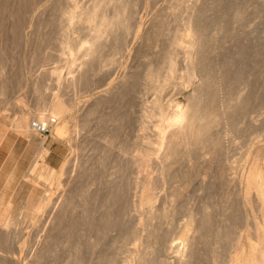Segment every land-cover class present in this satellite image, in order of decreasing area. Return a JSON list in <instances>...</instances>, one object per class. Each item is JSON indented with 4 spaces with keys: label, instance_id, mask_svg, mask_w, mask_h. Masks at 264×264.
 Wrapping results in <instances>:
<instances>
[{
    "label": "rangeland",
    "instance_id": "obj_1",
    "mask_svg": "<svg viewBox=\"0 0 264 264\" xmlns=\"http://www.w3.org/2000/svg\"><path fill=\"white\" fill-rule=\"evenodd\" d=\"M99 1H100L99 5H102L100 7L101 11L104 10L107 11L108 9H110L109 5L111 6L112 4L115 3L112 2L115 0H107V1L99 0ZM126 1L128 2L127 4L130 5L129 6L127 5L128 10L126 11L124 18L125 19L124 23L127 26V32H126L127 35L125 34L124 36L126 42L124 46L125 51L121 53L123 57L121 56V54H119L120 56L117 55L116 56L117 63L113 67L102 68L96 74L94 73L95 74L94 77H92L93 75L90 76L92 83L89 84H92L91 86L93 89L91 88V90L97 89L98 86H100L98 87V89L101 87L103 89H106L107 88L106 85H109V83H111L113 79H114L113 82H115V79L118 76L120 77L121 74H123L124 72L128 70L130 71L134 68L132 71L137 73L141 78L140 82L142 81V83L140 84L141 89L139 88L140 91L142 92L139 93V95L141 94L140 95L141 98L140 97H139L140 99L138 98L140 102L138 99L136 100V98L128 97L129 99L136 100V101L132 100L131 103L126 96L125 99L123 98L121 100L120 99L116 100L114 101L113 104L108 102L107 104L109 106L105 104L104 105L105 108L104 106L100 108L99 110H101L102 112L101 111L99 112L98 110V114L96 116L98 117L99 113H101L100 117H105L108 113H111L110 111H108L110 110L109 109L110 104H112L111 109L113 106L115 107L117 104L120 105V106L118 105L119 109L123 108L121 107L122 102H123L122 103L123 106L124 104H127L125 106H130L124 108L125 111L126 109L127 111H129L130 109L133 110V111H129L130 113L134 111L136 113V108H137L136 105L141 103L142 106L139 105L140 107L137 108V113L141 110L142 107L143 110L140 111L141 113L139 116L145 115L146 117L145 116L141 117L144 131H142L143 133H141L140 136L143 135L145 136L146 134V137L149 138V140L153 138L151 140V142H153L155 125L157 124V120H158L157 113L159 107L166 108L168 106L174 107L175 105L179 107H184V106L186 107V105H189L191 103V97L196 96V99L198 97V99L196 100L197 102L200 103L203 102L202 103L203 106L204 107L207 106L205 107V109L208 111L206 112L209 115L210 119L212 118L211 120L213 121L216 120L215 124H213V128L211 131L209 130L210 129L209 127L208 128L205 127L203 129L205 130L208 129V132L209 131L212 132L213 134L211 133L212 134L211 137L213 136V139H215L216 136H219L222 139V141H220L221 148L220 146L219 148H217L215 145L214 149L209 147L210 149L206 148L203 150L204 152L202 151L200 153L199 151L194 152L192 150L188 154L190 156L188 157L189 159L187 158L186 160V158L183 159L179 158L178 160H176L175 163H173L175 166H173V164H170V166L171 165L172 166L171 167L169 166V168L167 167L168 168L166 169L167 172L166 170L164 171V174L165 175L167 174L166 175L167 179H165V182L163 184L162 183L157 184L155 182V178L158 174L157 169L155 168V166H157L156 161L159 162L160 160L159 153L162 152V149L156 151L155 154L153 155L154 162L152 161L154 165L152 162L146 165L144 167L145 170L143 168V170L140 171V174L138 172L139 170L136 167H135V171H133L134 166L132 167L133 170L131 168L132 171L130 175L132 176V179H135L134 180L135 182L129 181L131 178L127 180L129 181V184L131 182V185L135 189L131 190V187H129L131 185L129 186L127 185L128 183L126 179H124L123 183L126 184V186H128L129 188L128 187H127L128 189L125 187L123 188V186L125 185H122L121 188V193L123 192L122 197L125 198V194L129 192L131 193V196L132 195L134 196L135 201H137L139 195V187L136 184L134 185V183L138 182V180H140V177L142 178L143 176L148 175L152 180V185H150V188L152 192L154 191L153 192L154 194L156 193L155 199L152 202L154 204H151L150 206L144 205L142 206V208L139 207V209L138 207L135 208L132 207L131 210L126 213L125 216L121 215L123 214L122 212L124 210L122 207L121 208L119 207L118 209L119 210L121 209L120 212L121 214H119L120 216L118 217V220L120 221L126 220L127 222L123 223L122 221L120 223V221H118L117 224L119 226H115L113 227L115 229L112 228L111 231L109 230L105 232L104 234L105 236L103 235V233L101 236L99 232L98 236L94 237L96 238L95 242L93 238V236L95 235L92 232H90L89 229H86L88 228V226L83 225L82 228L81 227L82 224H81L79 225L80 227L79 226L76 227L77 229L71 228L70 227L71 224L69 222L72 219H69V221L66 219L62 220L60 224H63L64 226L59 225L58 227H56L57 230L54 228V230L52 231L51 234L52 238L53 237L56 238V241L54 240L55 243L53 242V244H51L50 246L51 248L53 245L51 251L49 252L50 255H48L49 254L48 252H47L48 254H45L44 257V261L46 260L45 263H41L39 261L41 264H49V262L50 264H52L51 261L54 262V264H64L65 263L64 261H66L67 259L68 262L67 261L66 262L68 264L70 260L69 258H67L69 255V251L67 253V250L68 249L70 250L71 246L72 247L76 246L75 248L78 251V256H77L78 259L76 260L77 261L76 264H97V263L98 264H102V263L103 264H138V262L141 259L142 261L145 259L143 261L144 264H179L176 258L177 254H175V251L178 250L179 248H182L181 247V235L183 233L182 227L184 223L187 221L188 217L195 214L197 217L200 218V216H202L201 210L203 208L209 214L207 215L208 218L204 219L205 220L204 229H199L200 230L199 232L193 231L190 233L191 235L194 236L193 246H192L193 257L196 256L194 257L195 259L192 257L193 260L191 258L192 261L189 260L191 264H210V256L212 253L216 255L217 260H220L224 256V254L230 250L229 242L228 241L226 242V239H224L223 237L226 229H229V234L231 238H233L238 233L244 234L247 231L249 232H251V230L253 231V229L250 228L252 227L251 220H249L245 216V213L243 211L241 212V210L239 211L237 209L238 206H236V203H234V201H236L234 200V197L228 196V199L227 197H225L227 195L222 185V179L219 180V178L223 175V173L224 174L228 173L227 170L226 172L224 171V167L226 164H228L229 167L228 169L230 170L228 176H226V180L230 182H232L234 178H235L234 181H236L240 176H244L245 174H247V172L255 164L259 165L261 168H264V0H184V1L182 0V2L181 0H126ZM69 2L70 0H24V1L0 0V46H1L0 63H2L0 64V72H1L0 85L2 84L0 86V90H2L0 91L1 93L0 94V215H4L6 213L5 214L6 218L5 215L2 217H4L6 220L8 219V222L11 223L10 226L7 227V229H2L3 231H1L0 229V233L3 232L1 233V235L2 236L3 234L5 235V237L3 236L4 238L0 235L1 236L0 242H2L0 243V246L4 245L3 242H5L8 239L5 242V245L7 247L3 246L1 247L2 249L0 248V251L2 250L0 252V255L2 256L5 255V257L8 256V258H6L7 260L6 259L5 260L6 262L9 263L11 261L12 263H16L19 262L20 260L22 261V263L20 262V264H25V262L31 260L30 258L32 257V254L36 252L34 248L38 246L37 245L38 240H41L40 242H38V244L42 243L43 240L42 238H44L43 234L44 235L46 234L45 231L47 227H45V225L48 224L47 223L49 218L47 217L49 215L48 209L44 211V215L47 214L46 216L43 217V218L45 217L47 218L44 221L45 223L43 222L44 219H42L43 212L40 216V218L42 219L40 220L41 221L40 223H44V225L40 224L39 222L37 224L30 222L29 220H26V218L25 219L23 218L24 216H22V214H24L25 212L24 210L25 205L29 204L28 202L35 203V201L38 200L37 198L41 196L43 197L48 196V198H52V201L54 200V203L55 202L59 203L60 199H63V197H65L63 193L64 194L67 193L64 192L66 190L64 185L65 184L67 185L68 180L70 181L73 180L79 171L81 165L79 163L83 161L81 160V158L82 159H85V157L88 158L89 155L93 157L92 150L91 152L90 151L83 152L84 150H89L87 149V147H89L88 145L83 151L80 150L82 151L81 152L82 154L76 153L77 151L76 149L70 150V147H68L69 145L68 143H66L67 141L65 139L61 141H54L50 138L49 134L45 138L43 137L42 139V137H40L39 135H36L29 131H28L29 135H26L25 137L22 136L23 134L20 135L15 130L12 129V124L21 115L26 114L31 120H35L36 111H35V102H33V99H35L34 98L35 93L32 88L35 87V85L33 86L32 84L35 83L37 88L39 86L40 90L42 88V90H44L45 93H49V91H51L53 87L52 85L53 82L54 84H56L55 85L56 89L61 90L62 86L64 85L63 82H65L66 79H68L70 76L67 73V70H75V66H76L75 64L78 65L83 59L84 60L89 59L90 61L88 60L87 62H89L88 64H91L92 68H94L95 67L94 64L97 63L95 60H93L94 58H87L85 56H83L82 58V56H80L89 38L86 25L83 24L79 25V23H75V22L66 24L65 26L64 24L63 25L58 24L60 20L59 19L60 15L62 13L61 10L62 9L64 10L68 6V4L70 5L71 2L70 3ZM90 2L91 0L90 1L74 0V5L77 7L82 5L87 6ZM186 18L191 20L193 27L196 28L199 32L201 45L199 46V48H197L198 50L197 49L195 50L194 59H196L195 61H200V66L194 70L193 72L194 78L190 80L191 82L190 81L188 82L185 76L186 72H184L186 66V60L183 56V53L181 52L182 50L176 49L178 50V52L175 50L174 54H175V61L177 63L175 66V68L177 67L176 68L177 72H175L173 77H171V79H169L166 82L167 84L161 90L162 92L158 91L155 88V86H158V82L157 83L150 82L146 77H144L143 74L146 73L148 70L156 69L158 64L161 62L162 60L161 58H163V55H165L167 50L170 49L169 46H171V42H172L171 40L176 38L181 33L180 31H182L185 22L188 20ZM62 32L63 34H65L64 41L66 46L62 45V47H60L59 36L61 35L60 33ZM142 34L143 36H141ZM140 39H142L143 42ZM57 49L59 50V52ZM56 52L58 55L56 54ZM161 53H163V55ZM260 53H262V55ZM73 54L74 56L77 57L80 56V57H78V60H75L73 66H70L71 63L70 60L74 58L72 57ZM1 67L3 70H1ZM91 67L90 69H92ZM130 67H132V69H130ZM95 69L96 68H94L93 70L95 71ZM199 71H201V73ZM52 72L54 73L51 76ZM3 74L4 77L6 76L9 79H7L6 77L5 78L2 77ZM47 75L48 76L50 75V77H47ZM53 76H55V78L59 77V79L57 78L58 82H54L56 79H53L54 78ZM212 77H213V81L211 79ZM140 78L137 79L139 80ZM51 79L53 81H51ZM40 80L42 82L39 83L38 81ZM138 80L134 79V84L139 82ZM60 81H62V86ZM209 82L210 83L213 82L211 86ZM38 83L39 84L42 83V84L39 85ZM57 86L58 87L60 86L61 88L60 87L57 88ZM91 86H89L87 90L85 89L84 91H82L81 94L79 95L76 94L77 97L76 95H74V93L72 94V92L69 90L68 91L66 90L67 93H65L63 96L65 100L68 98V96L72 98L71 94L72 96L73 95L75 96L74 101L76 104L74 105H76V107L74 106V108L78 110V114L81 112V110L84 109L85 105H87L86 103L84 104V101L86 102L87 100L86 98L88 97V94L90 97L93 94L95 95L97 92L101 91L99 89L100 91L95 90L96 93L94 92L92 93L90 90ZM46 87L47 88L49 87V91H47ZM134 87L135 86L133 85V89ZM135 88L137 90L138 88L137 85ZM53 89L50 93L52 92L54 93L55 90ZM198 93L200 96L198 95ZM38 95L40 96V93ZM44 95H42L41 97L44 98L47 96V94ZM82 96H85L86 98ZM117 101H121V102L116 103ZM156 104H158L159 106L157 105L158 107H156ZM225 105L226 106L228 105L229 109L227 110L224 109ZM106 106L109 108L106 109ZM114 109L116 108H113V110L111 111H114ZM119 109L118 108L116 109L117 112L119 111ZM106 112L108 113L106 114ZM104 113L106 115H104ZM121 113L122 111L120 113L118 112L119 115H121ZM128 113L126 112V114ZM112 114H116V112L115 113L113 112L109 115L111 116ZM126 114L125 115L123 114L121 116H124V118L126 116H128L129 118L131 117L130 119L132 120H130L128 117L127 120L125 118L126 121L130 120L128 122H130L131 127L128 122H126L127 127H125L124 125L126 124L122 121L123 122L122 126H124L125 128L123 127L124 129L121 130L123 132L120 133H123V135L122 134L120 135V133H118L119 135L116 136L117 137L116 139L118 138L119 139L118 140L115 139V142L117 141L118 143L124 140L122 141L123 143L122 142L119 143L120 144L119 146L122 147L126 142V144L128 143L127 145L125 144L126 146L134 148V146L137 145V143L135 144L134 139H136V137L139 136L141 131L138 130L139 132H137V129H139V125H138L139 123L138 124L135 123L139 121L138 120L139 116H137L134 113L132 116ZM119 115H116V117ZM135 115L137 116L138 121H135L136 120ZM107 118H109V116H107ZM96 120L94 122L93 120L90 122L91 123V125L89 126V128L91 127L90 130H88L89 129L88 127H87L88 129L87 128L86 130L84 129L85 133L80 128H77V133H76L77 135L76 134H75L76 136L74 135V138L78 136L76 138L78 139V141L75 140L77 145H81L85 135L89 136L85 138V142L87 141L91 142L92 140H95L98 137H100L99 135H103L102 131L104 129V125L102 123H101L102 125H100V123H98L99 121ZM122 122L120 124H122ZM95 125L96 127H93ZM128 128L129 129L132 128L130 129L131 131ZM126 129L128 130L126 131ZM135 129L137 133L134 131ZM128 131H130V133ZM127 132L129 133V135L128 137H125L127 136L125 135ZM131 132L133 133L131 134ZM135 133L136 134L139 133V134L135 135ZM71 134L73 136V133H70V136ZM129 136L131 140L129 139ZM26 138L29 139L31 138V139L27 140ZM88 138H91V140H88ZM22 141H25L26 145H28V147H30L31 149V151L29 148L28 150H26L28 151L27 156L26 154H23L24 153L23 151L27 146L23 145ZM35 142H37L39 146L42 144L44 148L48 149V153L46 154V156L42 161V164L44 163L47 167H52L53 169H57L60 166L61 162L65 161L68 158V156L69 158L67 160L71 159V161L73 157L74 164L72 162L69 163L65 168L66 171L64 170L65 173L66 172L68 173H66L61 177L62 182L63 181L64 182L67 181V182L65 183L63 182L62 183L63 185L60 184L59 188L57 187V189L49 185V183L47 182L46 184L44 180H42V178H37V180L34 181L33 180L34 178L31 177L33 173H30L29 166H31L30 164H32L33 162L32 160L34 159L35 152L37 151V150L34 151ZM115 146L117 147V148L115 147L117 150L120 149L118 148L119 146L117 145ZM115 148H113V150H110L111 153L110 152L109 153L116 154V152H112L114 151ZM135 150L129 149L130 151L129 153H132L131 151L135 152ZM77 152H79V149ZM85 153L89 155L86 156ZM201 153L204 154L201 155ZM212 153L214 155H211ZM29 155L32 156L30 157ZM75 155L77 156V158H75L76 157ZM132 155H134V153H132ZM111 156L105 155V157L107 158L103 157L102 160L104 159L106 160L101 161L102 164L97 165L96 168L92 170L93 172L90 174L89 177L85 175L82 181L83 184H86V186L82 184L80 185V187L84 186V188L83 187L78 188L79 186L78 185L74 189V191L77 190L74 196L75 203L78 202V199L79 200L83 199L88 202H91L90 200L91 196L93 195V197H95L94 191L96 189L99 190L100 188H102L104 186L103 184L104 181H107L106 179L110 180L109 174L110 173L113 174L114 172L111 171L115 169V167H113L114 169L110 167V166H115V164L111 165L113 161L111 158H115L116 155L112 157ZM211 158H213V160ZM210 161H212L213 164L210 163ZM103 162L105 166L103 165ZM189 166L191 168H189ZM136 169L138 170L137 171L138 174H136ZM262 171H264V169H262ZM132 172L135 174H133ZM99 175L100 176L102 175L101 178ZM216 175L219 176L216 177ZM176 176L179 179L176 178ZM114 177L115 176L113 174V178ZM191 177H193L194 179ZM113 178L111 179L113 180ZM118 179L119 178H117V180ZM101 180L103 183H101ZM70 181L68 182L66 191H68V188H70L68 186H71L69 185V183L71 184L72 181L71 182ZM87 184H90L92 187ZM98 184L101 186H99ZM87 186L90 187L89 188L90 190L88 189ZM80 189L82 190L85 189L86 192L87 190H89V192L87 193L89 195L85 194V192L83 193L82 190ZM175 189L177 190L175 191ZM47 190L48 191L51 190V192H48ZM171 191H173L174 193H172ZM176 192L178 193L176 194ZM103 193L104 191L100 192L99 194H103ZM126 196H128V193L126 194ZM131 196L127 200H129L130 202L132 201L133 203L134 200L133 197L131 199ZM166 197L168 198L166 199ZM33 198L37 200H34ZM253 198L254 196L252 195L251 196V200H252L251 207L253 211L252 214L253 216H255V218H257L256 220L259 221L258 220L259 216L257 213L258 211L257 209H255L256 206ZM229 199L231 202L229 201ZM4 203L5 204L9 203L10 206L4 209L5 207ZM230 203L232 204L230 206L232 211L230 210L231 212L230 216L229 214H227L228 217H226L227 210L225 208L226 205ZM57 205L58 204L54 206ZM147 208L149 209V211L153 210L155 212L157 210L155 213H157L158 209L160 208L159 213L160 211L164 213H160L163 215L158 214L159 217L156 218L154 217L150 221L151 218L147 219V217L150 214ZM235 208L237 210H235ZM78 210L79 209H76V211ZM153 211H151V213H153ZM146 214H148V216ZM197 214L200 216H198ZM9 216L11 219L8 218ZM75 218L76 216L73 217V219ZM119 218H121L122 220ZM247 219L249 220V222ZM14 222L15 224L13 225ZM65 222L67 224H65ZM128 222L129 224H127ZM138 222L141 225L140 229H139L140 226L138 227L139 224ZM121 225H123V227ZM38 227H40V229ZM8 231L10 234H8ZM69 233H70V238L72 237L71 239L69 238ZM63 235H65L64 236L65 238H63ZM57 236L59 237L58 239ZM67 239H69L68 245L66 244V242H64V241H68ZM61 242L63 246L62 244H60ZM212 242L213 245H211ZM56 243L61 246H56L57 245ZM66 245L68 249L66 248ZM69 245L70 248L68 247ZM3 248L9 249V250L6 249L7 251L6 250L4 251L10 252L11 256L8 255L10 253L7 254L6 252H3ZM182 249H184V247ZM54 254L56 255L55 257ZM46 255H48V258ZM57 257L58 258L60 257V259H58ZM14 260L15 262H13ZM41 261L43 262L42 258Z\"/></svg>",
    "mask_w": 264,
    "mask_h": 264
},
{
    "label": "bare ground",
    "instance_id": "obj_2",
    "mask_svg": "<svg viewBox=\"0 0 264 264\" xmlns=\"http://www.w3.org/2000/svg\"><path fill=\"white\" fill-rule=\"evenodd\" d=\"M24 1V0H23ZM90 1V0H89ZM107 1V0H106ZM184 1V0H183ZM20 2V1H19ZM71 2V3H70ZM70 5L68 4V6L63 10H61V15H60V20H59V23L58 24H64V26L66 24H69V23H79L80 24H83V25H86V29L88 30V34H89V38H88V41L86 42L83 50H82V53L80 54V56H85L87 58H94L93 60H95L97 63L94 64V68L95 71L93 70L94 68L91 67V64H88L89 62H87L88 60H82L78 65L75 64V70H67V73L70 75L68 79H64L65 82H63V86H62V81L61 82V90L60 89H56V84H54L52 82V85L54 87H52L54 91V93H50L52 91H49V86L47 88V91H49V93H45L44 90H40L39 86L38 88L36 87V84H32L33 86L35 85V87H32L33 88V91L35 93V99H33V102H35V111H36V116H35V120H31L26 114L24 115H21L19 116L15 121L14 123L12 124V129L15 130L18 134L22 135V136H25L26 135H29L28 134V131L29 132H32L36 135H38L32 128V123L33 122H37L38 124L40 125H44L45 127H47L48 129V132H49V136L52 140L54 141H61V140H66L68 143V147H70V150L71 149H76L78 151L79 149V152H77L76 150V153H81L85 148L86 146L88 145L89 147H87V149L89 150H84L83 152H86V151H90L92 150V156L91 157L89 154V157L85 159H82L83 160L82 162H80L79 164L80 165V168H79V171L77 173V175L75 176V178L73 180H68V182L70 181L71 184L69 183V185L71 186H68L70 188H68V191L67 190V185H68V182H67V185L65 184V193H63V195H65V197H63V199H60V202L59 203H56L58 204L57 206H54L56 205L54 203V200L52 201V198H48L47 197H38L37 199L33 198L34 200H37L35 201V203H31V202H28L29 204H26L25 207H24V214H22V216H24L23 218L26 220H29L30 222H33V223H37L38 222L40 223L42 219L43 222L47 219L46 217L43 218L44 216H46L47 214L44 215V211L48 209V224L45 225L46 228V231H45V235L43 234V237L42 238V243L38 244V242H40L41 240H38L37 242V245L39 246H35L36 248H34L36 250L35 253L32 254V257L30 258L31 260H28V262H25V264H38V263H45L44 261V257H45V254H48L52 247L50 248L51 244H53V242L55 243L56 241V238H52V231L54 230V228L56 229V227H58L59 225L62 226L63 224H60L62 220L66 219L69 221V219H72L70 220V227L71 228H76L78 227L79 225H81V227L83 228V225H86L88 226V228L86 229H89L90 232H92L95 236L94 237H97L98 236V233L100 232L101 236H102V233L103 235L105 234V232L107 231H111L113 227L115 226H119L117 223L118 221V217L120 216L119 214H121V209L119 210L118 208L122 207L123 208V216L126 215L127 212H129L131 210L132 207H141L146 205V206H150L151 204H154L152 203L153 200L155 199V196H156V193L154 194L150 188V185H152V180L151 178L147 175L143 176L142 178L140 177V180H138V182L134 183V185L136 184L138 187H139V195H138V200L135 201L134 199V196L132 195L131 196V193L127 192L128 193V196H126L125 194V198L122 197L123 195V192L121 193V188H122V185H125L123 186V188H127L129 185H131V182L129 184V181H134L135 179H132V176L130 175L131 174V171H135V167L139 170L136 169V174H140V171L143 170V168L150 164L152 161L154 162V158H153V155L155 154L156 151L158 150H161L162 149V152L159 153V162L156 161L157 163V166H155V168L157 169V176L155 178V182L157 184H163L165 182V179L166 178V175L164 174V171L166 169L169 168L170 164H173L176 162V160H178L179 158L180 159H183V158H187L190 157L188 154L193 150L194 152L195 151H199L202 152L204 149L206 148H209L211 147L212 149H214L215 145L217 148H219L220 146V141H222V139L219 137V136H216L215 139H213V136L211 137V135L213 134L212 132H210L213 128V124H215L216 120L213 121L210 119L209 115L207 114V110L205 109V107L207 106H203V102L200 103V102H197L196 100V96H190L191 97V103L189 105H186V107H179L177 105H175L174 107H166V108H163V107H159L158 109V113H157V117H158V120H157V124L155 125V131H154V140L153 142H151V140L153 139H150L146 137V134L145 136H140L141 133H143L142 131H144V127H143V124H142V118L143 116L145 115H140V111L143 110L142 107H141V110L137 113V108H139L141 105L138 104L136 105L137 108H136V113L135 111L134 112H129V111H133V110H130L125 111L124 108L126 107H130V106H125L127 104H124L123 106V102L121 103V107L123 108H120L122 113L125 115L126 112L129 114V116H132L133 113L136 114L137 116H139L138 120H137V116H136V120L135 121H138V122H135L136 124L139 125V129H137L138 125L135 127L137 129V132H139L138 130H141L140 131V134L139 136L136 137V139H134L135 141V144L137 143L136 146H134V148H131V147H128L126 146V142L124 143V145L121 147L119 146L120 142L124 141H120L117 143V141L115 142V139L117 138L116 136L119 135L118 133L120 132H123L121 130H123L125 127H127V123L128 121L132 120L130 119L128 116H126V120L129 118L130 120L126 121L124 116H121L123 115L121 113V115L118 114V112L120 113V109L118 107L119 104H117L115 107L113 106L112 109H111V106L112 104L114 103V101L116 100H121V99H125L126 96H127V99L130 100V102L132 103V100L133 99H129L128 97H133V98H136V100L140 97L139 93L141 92L140 91V84L142 83V81L140 82L141 78L139 77V75L135 72H133L132 70V67H130V69L132 70H128L126 72H124L123 74H121V76L117 77L119 79H115V82H113V80L111 81V83H109V85H106V89H103L102 87L98 89V86L97 89H94V90H91L92 88V84H89V83H92V80L90 79V76L94 77V75L99 72L102 68H106V67H113L116 63H117V59H116V56L123 53V51H125L124 49V46H125V40L124 39V36L127 32V26L126 24L124 23L125 21V14H126V11L128 10V7H127V1L126 0H115V1H112V2H115L114 4H112L111 6L109 5V8L107 11H101L100 7L102 5H99V0H91V2L87 5V6H75L74 5V0H70ZM182 2V0H181ZM21 3V2H20ZM108 3V2H107ZM111 3V2H110ZM130 3V1H129ZM54 5V4H53ZM105 5V4H104ZM130 5V4H129ZM128 5V6H129ZM30 6V5H29ZM2 7V6H1ZM106 7V6H104ZM108 7V5H107ZM103 8V7H102ZM10 9V8H9ZM25 9V8H24ZM52 10V9H51ZM56 11V10H55ZM53 12V11H52ZM128 13V12H127ZM132 14V13H131ZM127 16V15H126ZM130 17V15H129ZM253 18V17H252ZM12 19V18H11ZM162 19V18H161ZM188 19V18H186ZM15 20V19H14ZM158 21V20H157ZM186 21V20H185ZM50 22V21H49ZM28 23V22H27ZM150 23V22H149ZM160 23V22H159ZM39 24V23H38ZM41 24V23H40ZM44 24V23H42ZM137 24V23H136ZM224 24V23H223ZM47 25V24H46ZM151 25V24H150ZM160 25V24H159ZM183 25V24H182ZM14 26V25H13ZM9 27V26H8ZM18 27V26H17ZM163 27V26H162ZM196 27V26H195ZM14 28V27H13ZM62 28V26H61ZM158 28V27H157ZM164 28V27H163ZM12 29V28H11ZM140 29V28H139ZM158 30V29H157ZM149 31V30H147ZM15 32V31H14ZM18 32V31H17ZM181 33L176 37L174 38L173 40H171V46L170 49L167 50L166 54L163 55V53H161L163 55V58H161V62L159 60V64L158 66L156 67V69H151V70H148L146 73H144V77H146L150 82H158V86H155L156 90L158 91H161L164 86L167 84L166 82L171 79V77H173V75L175 74L176 71V61H175V54H174V51L176 49H181L182 53H183V56L186 60V66H185V76L187 78V81L189 82L192 78H194V75H193V72L196 68H198L200 66V61H195L196 59H194V52L197 48H199V46L201 45L200 44V37H199V32L196 28L193 27V24L191 22L190 19H188L186 22H185V25L184 27L182 28V31H180ZM201 32V30H200ZM13 33V31H12ZM149 33V32H148ZM61 34V35H60ZM59 35V45L60 47H62V45H65V41H64V36L65 34L60 33ZM151 34V33H150ZM17 35V34H15ZM37 35V34H36ZM57 35V34H56ZM127 35V34H126ZM149 35V34H147ZM146 35V37H147ZM58 36V35H57ZM143 36V34L141 35ZM145 36V35H144ZM27 38V37H26ZM36 38V36H35ZM143 38V37H141ZM153 38V37H152ZM45 39V38H44ZM26 40V39H25ZM36 40V39H35ZM142 42L143 40L140 39ZM146 40V39H144ZM154 40V39H153ZM49 42V41H48ZM54 42V41H53ZM141 43V42H140ZM147 43V42H146ZM28 44V43H27ZM51 44V43H50ZM145 44V43H144ZM151 44V43H150ZM42 45V44H41ZM46 45V44H45ZM149 45V44H148ZM32 46V45H31ZM44 46V45H43ZM48 46H49V43H48ZM66 46V45H65ZM1 47V46H0ZM26 47V46H25ZM46 48V47H45ZM44 48V49H45ZM59 49V47H58ZM57 49V50H58ZM32 50V49H31ZM64 50V49H63ZM198 50V49H197ZM236 50V49H235ZM53 51V50H52ZM178 52V50H176ZM229 51V50H228ZM37 52V51H36ZM42 52V51H41ZM59 52V50H58ZM225 52V51H224ZM44 53V52H43ZM54 53H55V50H54ZM139 53V52H138ZM39 54V53H38ZM47 54V53H46ZM57 54V52H56ZM218 54V53H217ZM262 55V53H260ZM50 55V54H49ZM58 55V54H57ZM68 55V54H67ZM69 56V55H68ZM78 56V57H80ZM120 56V55H119ZM118 56V57H119ZM122 56V54H121ZM34 57V56H33ZM36 57V56H35ZM74 57L72 60H70V66H73L74 65V62L75 60H78V57L77 56H73ZM77 57V58H76ZM117 57V58H118ZM123 57V56H122ZM251 57V56H250ZM48 58V57H47ZM231 58V57H229ZM33 59V58H32ZM31 59V60H32ZM240 59V58H239ZM48 60V59H47ZM80 60V59H79ZM227 60V59H226ZM225 60V61H226ZM90 61V60H89ZM92 61V60H91ZM228 61V60H227ZM125 62V61H124ZM196 62V63H195ZM210 62V61H209ZM232 62V61H231ZM257 62V61H256ZM184 63V62H183ZM2 64V63H0ZM157 64V63H156ZM125 65V64H124ZM205 65V64H204ZM253 65V63H252ZM92 69H90V67ZM93 66V65H92ZM155 67V66H154ZM226 67V66H225ZM224 67V68H225ZM235 67V66H234ZM4 68V67H3ZM122 68V67H121ZM202 68V67H201ZM220 68V67H219ZM254 68V67H253ZM114 69V68H113ZM124 69V68H123ZM150 69V68H149ZM217 69V68H216ZM1 70L2 67H1ZM57 70V69H56ZM136 70V69H135ZM225 70V69H224ZM254 70V69H253ZM139 71V70H138ZM202 71V70H201ZM201 71H199L201 73ZM137 72V71H136ZM197 72V71H196ZM207 72V71H206ZM216 72V70H215ZM1 73V72H0ZM54 72L51 73V76ZM95 73V74H94ZM223 73V72H222ZM146 74V75H145ZM220 74V73H219ZM21 75V74H20ZM55 75V74H54ZM107 75V74H105ZM111 75V74H110ZM137 75V76H136ZM204 75V74H203ZM244 75V74H243ZM13 76V75H12ZM22 76V75H21ZM202 76V75H200ZM209 76V75H208ZM249 76V75H248ZM252 76V74H251ZM4 77V74L3 76ZM6 77V76H5ZM4 77V78H5ZM18 77V76H17ZM20 77V76H19ZM47 77H50V75ZM54 78L53 79H56L57 78L59 79V77L55 78V76H53ZM112 77V76H111ZM140 78L139 80L137 78ZM142 77V76H141ZM244 77V76H243ZM7 78V77H6ZM45 78V77H44ZM52 78V77H51ZM110 78V77H109ZM113 78V77H112ZM185 78V79H186ZM226 78V77H225ZM245 78V77H244ZM9 79V78H7ZM10 79H13V78H10ZM36 79V78H35ZM50 79V78H49ZM107 79V78H106ZM134 79L135 80H138L139 82L135 83L134 84ZM144 79V78H143ZM142 79V80H143ZM212 81H213V77L211 78ZM210 79V80H211ZM5 80V79H4ZM3 80V81H4ZM54 81V82H58L57 81ZM145 80V79H144ZM0 81H1V78H0ZM10 81V80H9ZM27 81V80H26ZM37 81V80H36ZM34 81V82H36ZM51 81H53L51 79ZM90 81V82H89ZM146 81V80H145ZM249 81V80H248ZM7 82V81H5ZM23 82V80H22ZM33 82V80H32ZM39 83L42 82L41 80L38 81ZM147 82V81H146ZM191 82V81H190ZM2 83V82H1ZM38 83V84H39ZM210 83V82H209ZM213 82L210 83V86ZM19 84V83H18ZM42 84V83H41ZM39 84V85H41ZM45 84V83H44ZM51 84V82H50ZM2 85V84H1ZM0 85V86H1ZM6 85V84H5ZM4 85V86H5ZM133 85L136 87L137 85V90L136 88L134 87L133 89ZM205 85V84H204ZM203 85V86H204ZM207 85V84H206ZM43 86V85H42ZM41 86V87H42ZM90 87V90L91 92L93 93H96L95 90H99L100 92H97L95 95L93 94L92 96L89 97V94H88V97L86 98L85 96H82V97H85L87 100L86 102L84 101V104L86 103L87 105H85L84 109L81 110V112L78 114V110L76 108H74V106L76 107V104L75 101H74V95L76 94H81L82 91H84L85 89L87 90V88ZM209 86V85H208ZM57 86V88H59ZM207 87V86H206ZM248 87V86H247ZM4 88V87H3ZM44 88V87H43ZM45 88V89H46ZM96 88V87H95ZM140 88V89H139ZM202 88V87H201ZM208 88V87H207ZM19 89V88H18ZM93 89V88H92ZM198 89V88H197ZM32 90V89H31ZM66 90L68 91H71L72 94L74 93V95L72 96L71 94V97L70 98L68 96V98L65 100L63 98L64 94L67 93ZM200 90V89H199ZM2 91V90H0ZM201 91V90H200ZM206 91V90H205ZM86 92H89V91H86ZM162 92V91H161ZM247 92V91H246ZM40 93V96L38 95ZM47 94L46 97L42 98L41 96L44 95V94ZM70 93V92H68ZM142 93V92H141ZM160 93V92H158ZM1 94V93H0ZM42 94V95H41ZM87 94V93H86ZM201 94V93H200ZM83 95V94H82ZM91 95V94H90ZM133 95V96H131ZM139 95V96H138ZM194 95V94H193ZM199 95V93H198ZM205 95V94H204ZM45 96V95H44ZM200 96V95H199ZM66 97V96H65ZM77 97V95H76ZM84 98V99H85ZM141 98V97H140ZM139 98V99H140ZM138 99V100H139ZM205 99V98H204ZM240 99V98H239ZM136 100H133V101H136ZM206 100V99H205ZM201 101V99H200ZM83 102V101H82ZM112 103L110 104V108L106 106V109L109 108L111 113H115L116 114H112L111 116L109 114L111 113H108L106 112V114L104 113V115H106L105 117H100L101 113H99V116L97 117L96 115L98 114V110L100 108H102L105 104L107 103ZM121 101H117L116 103H119ZM140 102V100H139ZM237 102H238V99H237ZM240 102V100H239ZM115 103V104H116ZM206 103V102H205ZM34 104V103H33ZM114 104V105H115ZM231 104V103H230ZM108 105V104H107ZM158 104H156V107ZM206 105V104H205ZM233 105V104H232ZM84 106V105H83ZM109 106V105H108ZM120 106V105H119ZM142 106V105H141ZM154 107V108H156ZM229 106L225 105L224 106V109H229L228 108ZM34 108V107H33ZM105 108V106H104ZM113 108H118L119 111L117 112L116 109H114V111H111L113 110ZM124 109V110H122ZM132 109V108H131ZM156 109V110H157ZM104 110V109H103ZM116 110V111H115ZM135 110V109H134ZM224 110V111H226ZM101 110H99L100 112ZM145 111V110H144ZM207 111V112H206ZM102 112V111H101ZM147 113V112H146ZM155 113V112H154ZM35 114V113H34ZM126 114V115H128ZM131 114V115H130ZM143 114V113H142ZM116 115H119L116 117ZM211 115V114H210ZM103 116V115H102ZM107 116H109V118H107ZM152 116V115H151ZM128 117V118H127ZM146 117V116H145ZM103 118V119H102ZM97 119V120H96ZM124 119V120H122ZM134 119V118H133ZM93 120V122L96 120V121H99L98 123H100V125H104V129L102 131L103 135H99L100 137H98L97 139L95 140H92L91 142L87 141L85 142V138L86 137H89V136H86L84 137V140L80 141L82 142L81 145H77V143L75 142V140L78 141V139L74 138V135L77 133V128H80L82 131H84V129L86 130V128L91 125V121ZM101 121V122H100ZM126 124L124 126L123 125V122ZM122 122V124H120ZM102 123V124H101ZM130 124V122H128ZM133 123V122H132ZM218 123V121H217ZM97 125V123H96ZM93 126V127H96ZM217 125V124H216ZM129 126V125H128ZM10 127V126H9ZM98 127V126H97ZM124 127V128H123ZM130 127H131V124H130ZM134 127V126H133ZM153 127V126H152ZM210 128L209 132H208V129H203V128ZM87 128V129H88ZM91 128V127H90ZM90 128L88 130H90ZM151 128V127H150ZM95 129V128H94ZM98 129V128H97ZM101 129V128H100ZM129 129V128H128ZM126 129V131L128 130ZM132 129V128H130ZM129 129V130H130ZM136 129L134 130L136 132ZM87 130V131H88ZM96 130V129H95ZM79 131V130H78ZM131 131V130H130ZM130 131H128L130 133ZM127 132V133H128ZM136 132V133H137ZM70 133H73V136L71 134L70 136ZM85 133V131H84ZM101 133V132H100ZM125 133V131H124ZM125 134L127 136L125 137H128L129 133L128 134ZM133 132H131L132 134ZM135 135H138L136 134ZM212 133V134H211ZM123 135V133H120V135ZM153 134V133H152ZM77 135V134H76ZM75 135V136H76ZM134 135V136H135ZM80 136V135H79ZM148 136V135H147ZM151 136V135H150ZM24 137V138H25ZM29 137H32V136H29ZM46 137V136H45ZM44 137V138H45ZM82 137V136H81ZM124 137V136H123ZM95 138V137H94ZM93 138V139H94ZM122 138V137H121ZM43 139V137H42ZM83 139V138H82ZM119 139V138H118ZM116 139V140H118ZM127 139V138H126ZM129 139L131 140L130 136H129ZM128 139V140H129ZM87 140V139H86ZM88 140H91V138H88ZM127 141V140H126ZM76 143V145H75ZM117 143V144H115ZM123 143V142H122ZM134 143V142H132ZM126 144V145H125ZM134 144V145H135ZM119 146L118 148L120 149H116L117 147L115 146ZM222 145V144H221ZM126 146V148H125ZM129 146H132V145H129ZM40 147V146H39ZM38 147V148H39ZM116 147V148H115ZM112 152H116V154H110V150H113ZM131 150H135L134 151H131L132 153H134V155H132V153H129V149ZM221 148V146H220ZM128 152H127V150ZM210 149V148H209ZM82 150V151H80ZM215 151V150H214ZM71 152V151H70ZM110 152V153H109ZM204 152V151H203ZM207 152V151H206ZM213 152V151H212ZM217 152V151H216ZM48 153V150L46 148H44L41 144V147L39 148V150L37 149V152L35 153V158L32 160V164L31 166H29V171L30 173H33L31 175L32 178H34L33 180L36 181L37 178H42V180H44V182L46 183H49V185L53 186L54 188L57 189V187L59 188L60 184H62L63 182L61 181V177L63 175H65V168L67 167V165L69 163H73V157H72V161L71 159L67 160L68 158L61 162L60 166L57 168V169H53V168H50V167H47L44 163L42 164V161L44 159V157L46 156V154ZM75 153V154H76ZM110 155H109V154ZM218 153V152H217ZM73 154V153H72ZM82 154V153H81ZM84 154V153H83ZM86 154V153H85ZM91 154V153H90ZM204 154V153H203ZM201 153V155H203ZM86 154V156H88ZM105 155H108V156H115V158H111L113 161H112V164H115V166H110V167H115V169L111 172H114V178H113V174L110 173V180L106 179L107 181H104V183L102 182L101 180V183L104 184V186L102 188H100L99 190L96 189L94 191L95 193V197H93V195L91 196V202H88L86 200H79L78 198V204L75 203V200H74V196L76 194V191H74V189L78 186V188H84V186H86V184H83V179L85 177V175H87V177L90 176V174L93 172L92 170L96 168L97 165L99 164H102L101 161H104L102 160L103 157L104 158H107L105 157ZM192 155V154H191ZM197 155V153H196ZM200 155V156H201ZM211 155H214L213 153ZM76 156V155H75ZM81 156V155H79ZM84 156V155H82ZM111 156V157H112ZM127 156V157H126ZM158 156V155H157ZM210 156V155H209ZM217 156V155H216ZM193 157V156H192ZM197 157V156H196ZM70 158H71V155H70ZM77 158V156L75 157ZM74 158V159H75ZM158 158V159H159ZM198 158V157H197ZM200 158V157H199ZM214 158V157H213ZM213 158H211L213 160ZM189 159V158H188ZM192 159V158H190ZM195 159V158H194ZM185 160V161H186ZM196 160V159H195ZM208 160V159H207ZM190 161V160H189ZM40 162V163H39ZM114 162V163H113ZM152 162V163H153ZM183 162V161H182ZM194 162V161H193ZM192 162V163H193ZM205 162V161H204ZM207 162V161H206ZM227 162V161H226ZM210 163H212V161H210ZM217 163V162H216ZM214 163V164H216ZM225 163V162H224ZM256 163V162H255ZM74 164V163H73ZM206 164V163H205ZM209 164V162H208ZM213 164V163H212ZM254 164V162H253ZM103 165H104V162H103ZM154 165V163H153ZM185 165V164H184ZM198 165V164H197ZM222 165H225V164H222ZM227 165V166H226ZM225 167H224V171L226 172L227 170V174H224L219 178V180L222 179V185H223V188L226 192V195L225 197H227L228 199V196H232L234 197V203H236V206H238V210L241 212L243 211L245 213V216L251 220V224H252V228L253 231L251 230V232L247 231L246 233L244 234H236L233 238L230 237V234H229V229H226L225 231V234H224V239H226V242L228 241L229 244H230V250L227 251L224 256L220 259V260H217V257L214 253L211 254L210 256V264H264V171H262V169L264 168H261L259 165L255 164L248 172L247 174H245L244 176H240L238 178V180L234 181L235 178L233 179L232 182L226 180V176H228L230 170L228 169V164H226ZM72 166V165H71ZM105 166V165H104ZM134 166V167H133ZM152 166V165H151ZM172 166V165H171ZM170 166V167H171ZM173 166H175L173 164ZM207 166V165H205ZM76 167V165H75ZM133 167V168H132ZM168 167V168H167ZM177 167V166H176ZM187 167V166H185ZM203 167V166H202ZM223 167V166H222ZM108 168V167H107ZM132 168V170H131ZM154 168V169H155ZM175 168V167H174ZM178 168V167H177ZM189 168H191L189 166ZM195 168V167H194ZM99 169V168H98ZM97 169V170H98ZM171 169V168H170ZM176 169V168H175ZM180 169V168H179ZM183 169V167H182ZM212 169V167H211ZM65 170V171H64ZM103 170V169H102ZM145 170V168H144ZM174 170V169H173ZM217 170V169H216ZM229 170V171H228ZM99 171V170H98ZM138 171V172H137ZM147 171V170H146ZM196 171V170H195ZM215 171V170H214ZM100 172V171H99ZM167 172V170H166ZM165 172V173H166ZM180 172V171H179ZM182 172V171H181ZM190 172V171H189ZM188 172V173H189ZM203 172V171H202ZM106 173V172H105ZM133 173V172H132ZM146 173V172H145ZM172 173V172H171ZM177 173V172H176ZM185 173V172H184ZM196 173V172H195ZM240 173V172H239ZM99 174V173H98ZM108 174V173H107ZM112 174V175H111ZM135 174V173H133ZM191 174V173H190ZM68 175V174H67ZM93 175V174H92ZM142 175V174H141ZM150 175V174H149ZM177 175V174H175ZM179 175V174H178ZM187 175V174H185ZM189 175V174H188ZM199 175V174H198ZM97 176V175H96ZM100 176V175H99ZM98 176V177H99ZM102 176V175H101ZM100 176V178H101ZM131 176V177H130ZM174 176V175H173ZM181 176V175H180ZM179 176V177H180ZM197 176V175H196ZM200 176V175H199ZM219 176V175H216V177ZM239 176V175H238ZM25 177V176H24ZM155 177V176H154ZM169 177V175H168ZM172 177V176H171ZM194 177V176H193ZM191 177V178H193ZM206 177V176H205ZM91 178V177H90ZM113 178V180L111 179ZM117 178H119L117 181ZM131 178L129 181L127 179ZM176 178H178L176 176ZM188 178V177H187ZM105 179V178H104ZM124 179L127 180V185L124 184ZM139 179V178H138ZM179 179V178H178ZM194 179V178H193ZM64 180V179H63ZM126 180H125V183H126ZM202 180V179H201ZM100 181V180H99ZM137 181V180H136ZM180 181V180H179ZM178 181V182H179ZM182 181V179H181ZM180 181V182H181ZM213 181V180H212ZM31 182V181H30ZM64 182V183H65ZM135 182V181H134ZM201 182V181H199ZM46 183V184H47ZM89 183V182H88ZM183 183V181H182ZM188 183V181H187ZM84 185V186H81L80 185ZM155 184V183H154ZM170 184V183H169ZM48 185V186H49ZM63 185V184H62ZM87 185H90V184H87ZM99 185V184H98ZM97 185V186H98ZM168 185V184H167ZM91 186V185H90ZM101 186V185H99ZM171 186V185H170ZM178 186H181V185H178ZM216 186V185H215ZM39 187V186H38ZM88 189L90 188L89 186H87ZM92 187V186H91ZM131 187V190L132 189H135L133 188V186H129ZM128 187V188H129ZM136 187V186H135ZM161 187V186H160ZM219 187V186H218ZM127 188V189H128ZM159 188V187H158ZM171 188V187H169ZM222 188V189H223ZM55 189V190H56ZM138 189V188H137ZM154 189V188H153ZM221 189V188H220ZM33 190V189H32ZM82 190V189H80ZM90 190V189H89ZM89 190H82V192L85 194H87L89 192ZM177 189H175L176 191ZM208 190V189H207ZM219 190V189H218ZM48 191V190H47ZM104 191L103 194H99L100 192ZM48 192H51V190H49ZM172 193H174L173 191H171ZM181 192V191H180ZM44 193V192H43ZM46 193V192H45ZM178 192H176L177 194ZM228 193V194H227ZM38 194V193H37ZM91 194V193H90ZM170 194V193H169ZM89 195V194H87ZM167 195V194H166ZM172 195V194H171ZM217 195V194H216ZM254 196V201H255V206L257 209V213H258V216H259V221H257L255 218V216H253V211H252V207H251V196ZM37 196V195H36ZM131 196V199L133 197V200L134 202L132 203V201L130 202L129 200H127L129 197ZM165 196V195H164ZM168 196V195H167ZM174 196V195H173ZM83 197V196H82ZM136 197V196H135ZM62 198V197H61ZM89 198V196H88ZM168 197H166L167 199ZM231 198V197H230ZM86 199V198H85ZM130 199V200H131ZM233 199V198H232ZM31 200V199H30ZM29 200V201H30ZM170 200V199H169ZM173 200V199H172ZM32 201V200H31ZM57 201V200H56ZM171 201V200H170ZM230 201V199H229ZM155 202V201H154ZM163 202V201H162ZM231 202V201H230ZM31 203V204H30ZM224 203V202H223ZM229 203V202H228ZM5 207L4 209L8 208L10 205L9 203L5 204ZM161 205V204H160ZM164 205V204H163ZM162 205V207H163ZM225 205V204H224ZM232 204H227L226 205V210H227V213H226V217L227 214H231L230 210V206ZM7 206V207H6ZM168 206V205H167ZM234 206V205H233ZM55 207V208H54ZM152 207V206H151ZM160 207V208H162ZM54 208V209H53ZM133 208V209H134ZM149 208V207H148ZM147 208L148 212H150L149 216L148 214H146L148 218H151L150 221L155 217H159V215H163V214H160V213H164V212H161L159 213V209H158V212L155 213L153 210V213H151V211H149V209ZM76 209H79L78 211H76ZM118 209V210H117ZM151 209V208H150ZM164 209V207H163ZM235 208V210H237ZM141 210V209H140ZM162 210V209H161ZM234 210V211H235ZM5 211V210H4ZM8 211V210H7ZM118 211V213H117ZM192 211V210H191ZM202 211V216L197 217L195 215H192L190 217H188L187 221L184 223L183 225V233L181 235V247L182 248H179L178 250L175 251V254H177L176 258L179 262V264H189V260H191V258L193 257V239H194V236L191 235L190 233L193 232V231H200L199 229H204V223H205V220L207 217L208 212H206L204 210V208L201 210ZM232 211V210H231ZM6 212V211H5ZM43 212V215H42V219L40 218L41 214ZM167 212V211H166ZM230 212V213H229ZM240 212V213H241ZM46 213V212H45ZM147 213V212H146ZM4 214V213H2ZM6 214V213H5ZM4 214V215H5ZM159 214V215H158ZM167 214V213H166ZM4 215H0V229L1 231H3L2 229H7L8 226H10V222H8V219L6 220V215H5V218L2 217ZM255 215V214H254ZM8 216V215H7ZM76 216L75 219H73V217ZM197 217V218H196ZM202 217V218H201ZM10 218V216L8 217ZM11 219V218H10ZM39 219V220H38ZM121 219V218H119ZM228 219V218H227ZM247 219V220H248ZM122 220V219H121ZM146 220V219H145ZM248 220V222H249ZM10 221V220H9ZM14 221V220H13ZM11 221V222H13ZM23 221V220H22ZM25 221V220H24ZM66 221V222H68ZM123 223L127 222L126 220H122ZM120 221V223L122 222ZM144 221V220H143ZM147 221V220H146ZM228 221V220H227ZM64 222V221H63ZM65 222V224H67ZM80 222H83V223H80ZM45 223V222H44ZM44 223H40V224H43ZM122 223V224H123ZM139 223V222H138ZM209 223V222H208ZM207 223V224H208ZM247 223V222H246ZM15 224V222L13 223V225ZM129 224V222L127 223ZM133 224V223H132ZM12 225V226H13ZM42 225V226H43ZM135 225V224H134ZM181 225V226H182ZM206 225V224H205ZM229 225V224H228ZM37 226V225H36ZM39 226V225H38ZM41 226V225H40ZM64 226V225H63ZM123 227V225H121ZM133 226V225H131ZM137 226V225H136ZM140 226V227H139ZM251 226V225H250ZM70 227H67V228H70ZM80 227V226H79ZM127 227V226H126ZM135 227V226H133ZM138 227L139 229L141 228V225L140 223L138 224ZM136 227V228H138ZM144 227V225H143ZM40 229V227H38ZM181 228V229H182ZM249 228V229H250ZM9 229V228H8ZM43 229V227H42ZM45 229V228H44ZM48 229V230H47ZM64 229V228H63ZM77 229V228H76ZM115 229V228H113ZM129 229V228H128ZM248 229V230H249ZM57 230V229H56ZM59 230V229H58ZM7 231V230H5ZM67 231V230H66ZM74 231V230H73ZM71 231V232H73ZM182 231V230H181ZM59 232V231H58ZM57 232V234H58ZM61 232V230H60ZM3 233V232H1ZM0 233V235H1ZM44 233V232H43ZM62 233H63V230H62ZM109 233V232H108ZM8 234L9 231H8ZM55 234V233H53ZM67 234V233H66ZM99 234V235H100ZM7 235V234H6ZM74 235V234H73ZM2 236V235H1ZM0 236V237H1ZM3 236L5 237V235L3 234ZM2 236V237H3ZM56 236V235H54ZM65 235H63V238ZM83 236V235H82ZM105 236V235H104ZM3 237V238H4ZM78 237V236H77ZM59 237L57 236V239ZM69 238H70V233H69ZM72 238V237H71ZM70 238V239H71ZM61 239V238H60ZM99 239V238H98ZM2 240V239H1ZM8 240V239H7ZM6 240V241H7ZM55 240V241H54ZM68 241H64L66 242V244L68 245V242H69V239H67ZM75 240V239H74ZM96 238H94V242H95ZM100 240V239H99ZM5 241V242H6ZM58 241V240H57ZM60 241V240H59ZM5 242L4 245L0 246L3 247H7L5 245ZM2 243V242H0ZM59 243V242H57ZM56 243V244H57ZM93 243V242H92ZM91 243V244H92ZM62 244V242L60 243ZM65 245V244H64ZM67 245H66V248H67ZM74 245V244H73ZM95 245V244H94ZM213 245V242L212 244ZM56 246H61V245H56ZM63 246V244H62ZM70 248V245L68 246ZM76 247V246H75ZM75 247H72L70 248V250L68 249L67 250V253L69 251V255L67 258H69L70 260V264H76V260L78 259L77 256H78V251ZM65 248V249H66ZM2 249V248H1ZM7 248H3V252H6ZM21 249V248H20ZM33 249V250H34ZM57 249V248H56ZM6 250V251H4ZM34 250V251H35ZM49 250V251H48ZM54 250H55V247H54ZM60 250V249H59ZM2 251V250H1ZM0 251V252H1ZM141 251V250H140ZM2 252V253H3ZM48 252V253H47ZM53 252V251H52ZM64 252V251H63ZM133 252V251H132ZM131 252V253H132ZM137 252V251H136ZM135 252V254H136ZM142 252V251H141ZM140 252V254H141ZM213 252V250H212ZM7 254L10 253V252H6ZM211 253V252H210ZM4 254V253H3ZM56 254V253H55ZM54 254V257L56 256ZM11 256V253L8 254ZM31 255V254H29ZM44 255V256H43ZM50 255V253L48 254ZM48 255L47 258H48ZM103 255V254H102ZM195 255V254H194ZM4 256V257H3ZM0 255V264H8L9 262H6V258H8V256L5 257V255ZM100 256V255H99ZM133 256V255H132ZM51 257H52V254H51ZM80 257V256H79ZM131 257V255H130ZM138 257V256H136ZM196 257V256H194ZM193 257V258H194ZM13 258V257H12ZM41 258L43 259V262L41 261ZM58 258V257H57ZM100 258V257H99ZM104 258V257H103ZM133 258V257H132ZM141 258V257H140ZM139 258V259H140ZM143 258V257H142ZM192 258V260H193ZM6 259V260H5ZM53 259V258H52ZM60 259V257L58 258ZM63 259V258H62ZM195 259V258H194ZM11 260V259H9ZM13 260V259H12ZM54 260V259H53ZM68 260V259H67ZM66 260V261H67ZM107 260V259H106ZM135 260V259H134ZM133 260V261H134ZM145 260V259H144ZM143 260V261H144ZM191 260V261H192ZM40 261V262H39ZM51 261V259H50ZM55 261V260H54ZM64 261L65 263L64 264H67V262ZM98 261V260H97ZM136 261V260H135ZM142 261V259L138 262V264H144V262ZM15 262V260L13 261ZM20 262L22 263V261L19 260V262H16V263H19ZM108 262V261H107ZM12 261L9 263L11 264ZM16 263H12V264H16ZM24 263V262H23ZM40 263V264H41ZM52 264H54V262L51 261ZM68 263V264H69ZM97 263V262H96ZM50 264V262H49ZM98 264V263H97ZM103 264V263H102ZM191 264V263H190Z\"/></svg>",
    "mask_w": 264,
    "mask_h": 264
},
{
    "label": "built area",
    "instance_id": "obj_3",
    "mask_svg": "<svg viewBox=\"0 0 264 264\" xmlns=\"http://www.w3.org/2000/svg\"><path fill=\"white\" fill-rule=\"evenodd\" d=\"M32 128L40 137H45L49 134L47 127L40 125L37 122L32 123Z\"/></svg>",
    "mask_w": 264,
    "mask_h": 264
},
{
    "label": "crops",
    "instance_id": "obj_4",
    "mask_svg": "<svg viewBox=\"0 0 264 264\" xmlns=\"http://www.w3.org/2000/svg\"><path fill=\"white\" fill-rule=\"evenodd\" d=\"M26 139H27V140H30L31 138H30V139H29V138H26ZM26 142H27V141H26ZM22 143H23V145L27 146V147H25V149H24V151H23V152H24L23 154H26V156H27V152H28V151H26V150H28V148L30 149V147H28V145H26L25 141H22ZM42 146H43V145H42ZM38 147H39L38 143L35 142V144H34V151H36L37 149L39 150V148L41 147V145H40L39 148H38ZM47 150H48V149H47ZM30 151H31V149H30ZM34 151H33V152H34ZM36 152H37V151H36ZM36 152H35V153H36ZM32 154H33V153H32ZM21 155H22V154H21ZM35 155H36V154H35ZM29 156H30V155H29ZM31 156H32V155H31ZM31 156H30V157H31ZM34 158H35V156H34ZM30 165H31V164H30ZM50 168H52V167H50Z\"/></svg>",
    "mask_w": 264,
    "mask_h": 264
}]
</instances>
